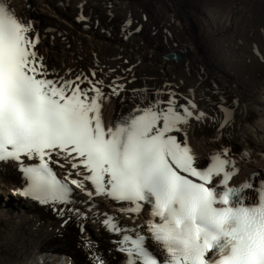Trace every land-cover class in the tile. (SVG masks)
<instances>
[{
  "label": "bare ground",
  "instance_id": "6f19581e",
  "mask_svg": "<svg viewBox=\"0 0 264 264\" xmlns=\"http://www.w3.org/2000/svg\"><path fill=\"white\" fill-rule=\"evenodd\" d=\"M7 2L21 17L32 19L41 37L39 52L55 76L70 79L95 72L100 81L114 79L118 92L105 91L108 101L103 102L107 122L136 105L135 89L171 90L198 103L184 130L200 162L229 149L241 169L237 183L264 172V0ZM130 31L135 32L128 35ZM170 52L182 59L166 61ZM200 112L205 116L195 119ZM15 171L8 164L0 172V187L11 198L0 219L12 224L13 242L23 239L22 257L9 264H59L62 257L49 254L48 245L64 246L65 259L72 257L75 264H91L87 251L96 246V257L124 263L117 245L99 230V221L106 220L102 214L116 213L113 203L99 200L101 218L89 213L85 233L72 224L63 229L49 212L19 200ZM119 217L128 228L145 229L147 213L134 221Z\"/></svg>",
  "mask_w": 264,
  "mask_h": 264
},
{
  "label": "snow or ice",
  "instance_id": "6c2138e0",
  "mask_svg": "<svg viewBox=\"0 0 264 264\" xmlns=\"http://www.w3.org/2000/svg\"><path fill=\"white\" fill-rule=\"evenodd\" d=\"M38 42L31 24L0 0V161L21 163L28 181L22 194L41 203L66 202L70 189L50 166L59 163L53 156L60 157L88 173L76 174L96 194L130 202L124 211L151 205L149 230L166 255L161 261L145 249L143 237H125L128 264H264V187L254 205H245L238 194L250 185L228 187L235 174L226 171L230 160L217 154L211 166L197 170L187 142L169 135L193 118L195 103L170 99L166 108L137 109L106 127L103 82L48 79ZM85 80L91 88L81 87ZM22 157L39 163L25 166ZM221 174L224 191L218 192L208 185ZM83 181L72 183L83 187ZM105 223L119 231L111 218Z\"/></svg>",
  "mask_w": 264,
  "mask_h": 264
},
{
  "label": "rangeland",
  "instance_id": "374dc122",
  "mask_svg": "<svg viewBox=\"0 0 264 264\" xmlns=\"http://www.w3.org/2000/svg\"><path fill=\"white\" fill-rule=\"evenodd\" d=\"M181 9H185L187 12H189V10L186 9V8L181 7ZM6 192H7V189H3V188L0 187V193L1 194H5L6 195ZM3 202L4 203H8V200L4 201V197L0 196V207L3 206ZM0 210H3V209H0ZM5 223H7V222H5ZM8 225L10 227L12 224H8ZM9 227H8V229H7V231L5 233L0 231V248H1L2 251L4 250L3 252H6L9 248H14V249L17 250L19 257L16 258V259H12V258L6 259L5 260L6 264H9L10 261H14L15 262V261L19 260L20 257H22V255L19 254V251L22 250L21 241H23V239H21L19 242H13V234L11 236L12 231H10ZM21 262L22 261H18L17 264H21ZM0 264H2V263L0 262Z\"/></svg>",
  "mask_w": 264,
  "mask_h": 264
}]
</instances>
